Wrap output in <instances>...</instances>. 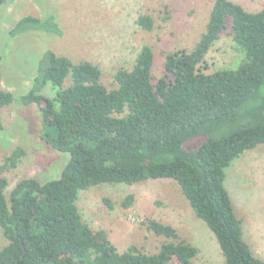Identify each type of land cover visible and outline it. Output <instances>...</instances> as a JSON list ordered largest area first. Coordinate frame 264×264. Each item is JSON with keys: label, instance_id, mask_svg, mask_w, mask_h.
<instances>
[{"label": "trees", "instance_id": "obj_1", "mask_svg": "<svg viewBox=\"0 0 264 264\" xmlns=\"http://www.w3.org/2000/svg\"><path fill=\"white\" fill-rule=\"evenodd\" d=\"M7 1L0 0V7ZM228 21L244 58L236 68L205 73L200 66ZM138 25L151 31L154 21L143 15ZM31 31L63 35L54 14L24 16L9 34L16 38ZM2 61L0 55V84ZM155 63L153 49L145 45L133 68L120 69L117 87L109 89L98 66L50 49L44 53L19 103L38 107L41 139L69 157L63 156L59 174L21 179L9 195L8 180L0 177V227L8 241L0 249V264H195L199 248L182 240L172 225L143 222L156 236L173 240L156 254L135 245L120 252L105 230L91 228L80 213L82 191L162 180L180 188L215 236L224 264H264L244 238L225 185L226 170L264 146V9L249 12L232 0H215L196 46L166 53L160 77L154 76ZM14 101L0 86V109ZM25 154L18 147L2 169H15ZM134 200L128 195L123 207ZM103 201L113 210L109 198Z\"/></svg>", "mask_w": 264, "mask_h": 264}, {"label": "rangeland", "instance_id": "obj_2", "mask_svg": "<svg viewBox=\"0 0 264 264\" xmlns=\"http://www.w3.org/2000/svg\"><path fill=\"white\" fill-rule=\"evenodd\" d=\"M249 12L264 9V0H232ZM215 0H8L0 7L1 88L15 96L13 104L0 109L4 131L0 132V177L9 182L7 193L24 178L52 177L64 167V157L40 137L42 118L37 106L20 105L47 50L66 56L75 63L90 62L102 71V82L117 87L115 74L131 70L141 49L150 46L156 56L153 70L160 77L165 54L192 50L199 42ZM54 14L63 35L31 31L12 38L9 31L27 15L38 18ZM154 21L151 31L138 25L140 16ZM244 58L228 28L211 48L201 70L213 73L236 68ZM70 81H67V85ZM45 95L52 97L47 90ZM196 145L194 142L192 146ZM21 147L25 156L15 169L3 170L6 157ZM227 186L236 214L242 221L244 238L258 258L264 260V146L245 153L226 170ZM58 178V177H57ZM53 179V178H52ZM48 181V180H44ZM134 195L130 208L122 203ZM109 198L110 210L104 203ZM78 206L83 220L95 230H105L120 252L138 246L156 254L164 237L148 231L144 221L154 219L174 226L180 238L199 248L195 264H224L218 242L197 218L180 188L173 181H147L134 186L103 185L82 191ZM8 244L0 227V249Z\"/></svg>", "mask_w": 264, "mask_h": 264}]
</instances>
